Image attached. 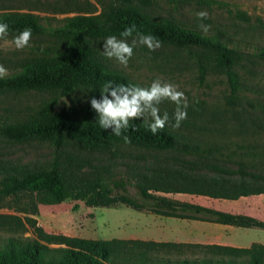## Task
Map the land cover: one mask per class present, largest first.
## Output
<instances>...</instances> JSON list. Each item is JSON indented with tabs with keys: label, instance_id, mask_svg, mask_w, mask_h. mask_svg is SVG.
<instances>
[{
	"label": "trees",
	"instance_id": "1",
	"mask_svg": "<svg viewBox=\"0 0 264 264\" xmlns=\"http://www.w3.org/2000/svg\"><path fill=\"white\" fill-rule=\"evenodd\" d=\"M156 1L109 0L107 6L97 14H76L62 18L63 24L51 30L59 38L60 44L49 49L58 59L47 63L26 64L20 71L0 79V87L44 91L52 94L53 98L37 109L39 120L33 123H0V137L21 142L36 136H50L56 148L61 147L66 137H71L88 146L103 148L112 145L114 141H124L123 137L128 136L131 143L139 147L176 151L199 158H211L217 153L229 162L239 155L237 164L254 166V158L244 160V157L255 156L249 152L251 148H256L253 144H240V148L247 149L245 152L225 153L222 145L191 140L179 131L180 127L166 125L162 131L153 135L147 129L149 122L140 119L132 120V127L124 130L119 137L113 134L111 128H100L97 113L90 106V99L93 96L99 98L108 81L134 83L127 74L106 63L96 40L111 35L120 37V33L133 24L136 25L137 33L153 35L160 41L199 46L212 51V55L204 54L197 58L200 78L204 79L212 64L228 68L225 72L230 90L227 103L232 109L241 105L236 100L240 79L237 72L229 68L238 57L237 50L229 47L218 35L209 36L197 30L183 28L170 20L156 19L130 7L132 3L147 5ZM0 22L9 25L8 32H22L26 28H30L32 33L46 31L41 17L32 12L0 11ZM79 88L86 90L88 99L83 107V116L77 119L71 116L70 110L58 105L60 97ZM248 106L253 112H261L264 116V105L249 103ZM241 107L247 109L244 105ZM258 107L260 110H256ZM182 124L189 125L184 121ZM253 125L260 126H256L254 122ZM73 161L65 154L56 153L47 170L11 168L1 172L0 202L13 201L14 210L24 213V217L0 214V231L13 234L0 238V264H264V245L260 243H253L248 248H235L142 239H91L48 233L34 218L38 214L39 204L56 205L68 199L82 201L87 207L123 204L138 211L190 217L193 209L202 208L158 192L212 193L227 197L264 193V186L259 182L264 181V174L250 173L242 167L228 170L214 166L216 173L227 176L215 179L198 172H179L174 176L166 173L156 178L145 173L116 176L104 168L94 177L88 178ZM234 173L238 175L237 178L231 177ZM177 178L183 180L173 182ZM252 183L258 186L253 187ZM78 207L79 204H74V209ZM214 219L241 226H264L263 222L246 216L220 212H216ZM29 230L33 236H21ZM188 250H200L209 255L174 261L158 258L156 255L158 252L166 255L182 254Z\"/></svg>",
	"mask_w": 264,
	"mask_h": 264
},
{
	"label": "rangeland",
	"instance_id": "2",
	"mask_svg": "<svg viewBox=\"0 0 264 264\" xmlns=\"http://www.w3.org/2000/svg\"><path fill=\"white\" fill-rule=\"evenodd\" d=\"M108 2L109 0H0V11L32 12L41 17L46 28L42 33H32L29 46L22 50L11 44L12 39L20 32H8L6 39L9 43L0 41V64L8 69L10 75L20 71L26 64L47 63L58 59L49 51L60 44L59 38L51 30L62 25V18L66 16L97 14ZM130 7L153 18L167 19L180 27L201 33L196 13L206 11L209 14V19L203 21L211 25L206 35H218L229 47L237 50L238 57L229 68L236 71L240 79L236 100L241 105L233 109L227 103L230 90L225 72L228 68L212 64L204 79L200 78L197 58L213 54L206 48L161 41V47L151 51L147 46L137 43L134 54L125 67L115 59H108L103 55L106 38L97 39L96 45L106 63L127 74L135 85L149 87L159 79L176 85L178 90L185 93L188 108L184 122L189 125L180 126L179 131L183 135L195 142L222 145L225 153L245 152L247 149L240 148V144H253L256 148H251L249 152L255 156L244 157V160L254 158L255 165L237 164L239 155L229 162L217 153L211 158H199L176 151L139 147L125 141H114L108 147L97 148L66 137L61 147L56 148L50 136H36L21 142L0 137V178L5 169L47 170L56 153L71 157L88 178L94 177L104 168L116 176L145 173L156 178L166 173L174 176L179 172H198L205 177H212L216 173L214 166L228 170L242 167L250 173L264 174V116L261 112H253L248 106L249 103L264 105V0H157L147 5L132 3ZM131 39L128 38L129 43ZM52 98V94L44 91L0 87V123H33L39 120L37 109ZM87 99L86 90L79 88L60 97L58 106L67 108L72 117L80 119ZM242 104L248 110L243 109ZM158 107L161 114L164 111L169 113L170 122L174 120L176 105L173 102L164 100ZM253 122L262 127H254ZM231 177L237 178L238 175L234 173ZM178 180L183 178H177L173 182ZM259 182L264 186V181ZM252 186L258 185L254 183ZM76 203L79 207L74 209ZM13 205L11 200L1 201L0 214L24 217V213L15 211ZM34 218L48 233L105 240L152 237L154 224L158 222L153 213L138 211L123 204L87 207L82 201L72 199L56 205L39 204L38 214ZM9 235L13 234L0 231V238ZM21 236L33 235L29 230ZM156 255L158 258L174 261L201 258L209 254L200 250H188L182 254L166 255L158 252Z\"/></svg>",
	"mask_w": 264,
	"mask_h": 264
},
{
	"label": "clouds",
	"instance_id": "3",
	"mask_svg": "<svg viewBox=\"0 0 264 264\" xmlns=\"http://www.w3.org/2000/svg\"><path fill=\"white\" fill-rule=\"evenodd\" d=\"M200 20L198 27L203 33H208L211 29L210 24L203 21L209 19L206 11L196 13ZM9 25L0 22V41L8 44ZM136 25L127 27L120 33L118 38L115 35L108 36L104 39L103 55L108 59H115L119 64L127 67L129 60L134 54V48L137 43L145 45L151 51H155L161 47V41L153 35H144L137 33ZM32 36L30 28H26L16 35L11 44L16 49H24L29 46ZM131 39V43L128 42ZM8 75V69L0 64V79H4ZM164 100H169L176 105L174 111V123L170 122V116L167 111L161 114L158 107ZM91 108L97 113L98 123L102 129H112L117 137L121 136L124 130L132 127L130 122L134 119L143 118L147 123V129L156 135L162 131L166 125L171 123V127L179 128L181 122L187 118L188 103L185 93L178 90L176 85L165 83L157 79L151 83L149 87H142L135 84L114 83L108 81L104 84L99 98L93 96L90 101ZM126 143L131 140L128 136L123 137Z\"/></svg>",
	"mask_w": 264,
	"mask_h": 264
},
{
	"label": "crops",
	"instance_id": "4",
	"mask_svg": "<svg viewBox=\"0 0 264 264\" xmlns=\"http://www.w3.org/2000/svg\"><path fill=\"white\" fill-rule=\"evenodd\" d=\"M226 174L215 173L210 178H225ZM171 199L200 206L193 209L190 217L164 216L154 224L152 237L142 240L158 242L219 245L248 248L253 243L264 245V226H241L215 221L216 212L239 215L264 223V193L240 194L227 197L220 194L189 192H158ZM140 239V238H139Z\"/></svg>",
	"mask_w": 264,
	"mask_h": 264
}]
</instances>
